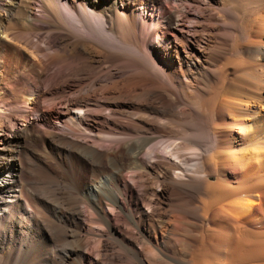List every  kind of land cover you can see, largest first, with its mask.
Here are the masks:
<instances>
[{"label":"bare ground","instance_id":"1","mask_svg":"<svg viewBox=\"0 0 264 264\" xmlns=\"http://www.w3.org/2000/svg\"><path fill=\"white\" fill-rule=\"evenodd\" d=\"M0 264H264V0H0Z\"/></svg>","mask_w":264,"mask_h":264},{"label":"rangeland","instance_id":"2","mask_svg":"<svg viewBox=\"0 0 264 264\" xmlns=\"http://www.w3.org/2000/svg\"><path fill=\"white\" fill-rule=\"evenodd\" d=\"M172 7H174V6H176L175 5V3H172V5H171ZM180 7H182V6H180ZM203 6L201 5V6H198V5H195V4H187V5H185L183 8L185 9V11H189V12H193V13H195V12H201V13H205V14H207V15H211V14H213V11L212 10H210V9H207L206 7H203ZM216 23V22H215ZM188 25H189V28H188V32L186 33L187 34V38L190 40V41H192V42H195V33H196V28H195V26H194V23H187ZM208 24V22L207 21H205L204 20V22L202 21V23H201V25H203V26H206ZM217 24H219L218 22H217ZM198 29H199V27H198ZM152 40H153V42H158V38H155V37H153L152 38ZM21 52H22V58H23V60L24 61H26L27 63H30L31 62V59H33L35 56H34V53H32V51L30 50V49H25V48H22V50H21ZM21 66H23V65H21ZM108 74H112V75H117V74H119L118 73V71L115 69V68H113V66H111V65H109V64H104L101 68H100V70L98 71V73L96 74V76L98 77V78H100L101 80H104L105 78H106V76L108 75ZM87 84H88V82H83L81 85H78V86H76L72 91H62V90H64V89H62V90H60V94H59V98L58 99H56V101L57 102H59V101H62V102H64L65 100H67L69 97H76V96H78L79 95V93L81 92V90L82 89H85V88H87ZM8 87H9V85H8ZM76 94V95H75ZM24 103V102H23ZM22 102H20V103H18V106L16 107V109L15 110H13L12 112H6V114H2V118H3V120H4V122H5V124H4V127L6 128V127H10L11 125H12V123L15 121V119L17 118V120H22L23 119V117L24 118H26L28 115H30V113H32L33 114V116H35L37 113L36 112H33L31 109H29V108H27V106H25L26 105V103H24L23 104ZM21 104V105H20ZM23 105V106H22ZM189 105H191V106H195V105H193V104H189ZM182 107L183 106H186V104L185 103H183L182 105H181ZM44 108V111H41V113H38L37 115H38V118L39 119H41V120H44L45 119V114H47L48 112H46V107H43ZM23 109V110H22ZM27 109V110H26ZM16 112V113H15ZM15 113V114H14ZM9 114V115H8ZM16 114H18V115H16ZM21 114V115H20ZM44 114V115H43ZM12 115V116H11ZM14 115V116H13ZM27 115V116H26ZM40 115V116H39ZM7 116V117H6ZM19 116V117H18ZM21 116V117H20ZM111 117L113 116V117H115L116 119H118V121H120V122H122V123H126V122H128V119L127 118H124V117H118V116H115V115H110ZM11 117L13 118V119H11ZM31 117V116H30ZM9 119L8 121H6L7 119ZM125 120V121H124ZM27 124H29L30 123V121H27L26 122ZM11 124V125H10ZM38 124H40V125H38L39 126V128H41V129H45V126L43 125V124H41V123H38ZM24 126H26L25 124H24ZM31 128V127H30ZM7 129V128H6ZM66 130V129H65ZM74 134L75 135H79L82 139H84V137H85V139L84 140H86V141H88V142H92L93 141V138L91 137V136H89V135H85V134H83V133H79V132H74ZM126 136V135H125ZM120 137H122V136H120ZM124 137V136H123ZM13 139H14V143H15V141H16V136L14 135V137H13ZM91 140V141H90ZM34 141V139L32 140V139H30V140H27L26 141V146H28V147H30V150H31V148H32V146H33V142ZM23 143V142H22ZM159 154H161V155H159ZM158 155H157V157L156 158H153L152 159V161L153 162H163V161H166V160H170V158H168L167 156H165V154L163 153V152H160ZM162 156V157H161ZM167 157V158H166ZM32 158V159H31ZM174 157H172L171 159H173ZM30 162L28 163V170L26 171V175H25V177L26 178H29V177H31V174L33 175V173H34V161H32L33 160V155H32V152L30 151ZM193 163V162H192ZM190 168H192V166H191V164H190V166H189ZM32 172V173H31ZM24 184L25 185H22V187H21V191H22V194H23V196H26V199H28L27 201H29V203H33L34 205H35V203L33 202V198H32V195H31V193H30V191H29V189H28V185L24 182ZM130 184H132V182H130ZM32 204V205H33ZM33 205V206H34ZM41 212V211H40ZM43 213V212H42Z\"/></svg>","mask_w":264,"mask_h":264}]
</instances>
